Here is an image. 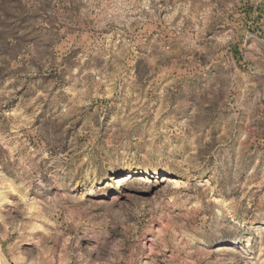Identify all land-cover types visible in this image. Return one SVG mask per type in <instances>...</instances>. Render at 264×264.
<instances>
[{"label": "rangeland", "instance_id": "374dc122", "mask_svg": "<svg viewBox=\"0 0 264 264\" xmlns=\"http://www.w3.org/2000/svg\"><path fill=\"white\" fill-rule=\"evenodd\" d=\"M0 264H264V0H0Z\"/></svg>", "mask_w": 264, "mask_h": 264}, {"label": "bare ground", "instance_id": "6f19581e", "mask_svg": "<svg viewBox=\"0 0 264 264\" xmlns=\"http://www.w3.org/2000/svg\"><path fill=\"white\" fill-rule=\"evenodd\" d=\"M156 170H157V167L155 165H150V166L148 165L147 167H142V168L139 166H128L124 171L125 173L121 177L118 178L116 184L118 186L122 185V187H123V185H127V184L130 185V183H132V182L133 183L134 182H141V183L143 182L144 184L145 183L149 184L152 182V178H150V177L152 174L157 173ZM162 177H163L162 182L165 183L167 186L178 185V181L176 179L166 177L165 173H163ZM154 178H156V177H154ZM154 182H156V179ZM130 192L131 193L134 192L135 194H138V193L144 192V189L142 188V186L136 185V186L132 187ZM236 244H237L236 242L235 243L233 242L232 246L234 247V246H236ZM85 250H86V248H85Z\"/></svg>", "mask_w": 264, "mask_h": 264}]
</instances>
